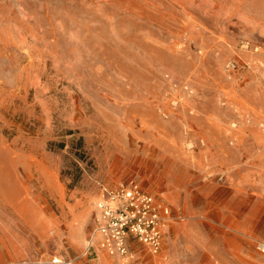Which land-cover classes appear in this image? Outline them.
Returning a JSON list of instances; mask_svg holds the SVG:
<instances>
[{
	"label": "rangeland",
	"instance_id": "374dc122",
	"mask_svg": "<svg viewBox=\"0 0 264 264\" xmlns=\"http://www.w3.org/2000/svg\"><path fill=\"white\" fill-rule=\"evenodd\" d=\"M132 181L172 219L112 256ZM0 264H264V0H0Z\"/></svg>",
	"mask_w": 264,
	"mask_h": 264
},
{
	"label": "built area",
	"instance_id": "2783aa9c",
	"mask_svg": "<svg viewBox=\"0 0 264 264\" xmlns=\"http://www.w3.org/2000/svg\"><path fill=\"white\" fill-rule=\"evenodd\" d=\"M237 69L238 63L234 60L226 64L229 73ZM97 210L95 235L99 238V245L110 255L120 257L129 254L134 242L158 253L162 248L164 230L172 219L167 204L144 192L133 181L105 190ZM91 247L93 244L90 242L88 249Z\"/></svg>",
	"mask_w": 264,
	"mask_h": 264
},
{
	"label": "bare ground",
	"instance_id": "6f19581e",
	"mask_svg": "<svg viewBox=\"0 0 264 264\" xmlns=\"http://www.w3.org/2000/svg\"><path fill=\"white\" fill-rule=\"evenodd\" d=\"M97 239H98V236L95 235L94 240H97Z\"/></svg>",
	"mask_w": 264,
	"mask_h": 264
}]
</instances>
